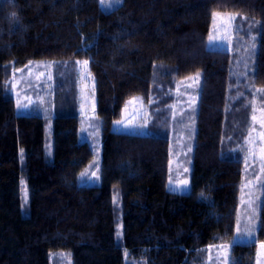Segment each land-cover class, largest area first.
I'll list each match as a JSON object with an SVG mask.
<instances>
[{
	"label": "trees",
	"instance_id": "trees-1",
	"mask_svg": "<svg viewBox=\"0 0 264 264\" xmlns=\"http://www.w3.org/2000/svg\"><path fill=\"white\" fill-rule=\"evenodd\" d=\"M216 13L237 14L234 28L257 34L247 76L233 53L208 48ZM36 59L88 61L102 128L98 185L78 182L93 150L79 138L77 103L56 108L52 157L44 149V118L17 114L7 80ZM198 72L191 189L172 192L167 124L157 127L155 118L163 116L176 83ZM261 88L264 0H122L109 10L100 0H0V264H51L57 251L69 254L71 264H126L124 253L145 264H201L207 248L233 237L241 144ZM134 96L154 118L148 133L114 131ZM260 242L264 186L256 241L235 243L230 264H256Z\"/></svg>",
	"mask_w": 264,
	"mask_h": 264
},
{
	"label": "rangeland",
	"instance_id": "rangeland-1",
	"mask_svg": "<svg viewBox=\"0 0 264 264\" xmlns=\"http://www.w3.org/2000/svg\"><path fill=\"white\" fill-rule=\"evenodd\" d=\"M100 6L109 10L117 5L113 4V0H100ZM237 18L235 13L214 14L208 48H223L233 53L236 67H242L243 73L247 76L252 70L258 50L257 34L252 31L241 34L240 28H234ZM84 61L87 60L75 62L52 59L32 60L24 67L10 72L7 87L15 98L19 116L37 114L44 118V149L49 157H52L51 134L56 108L64 105L65 102L77 103L80 114L79 138L81 141H87L93 150V160L79 173L78 182L98 185L102 161V128L95 110L94 77L89 64H85ZM54 64L55 67L52 66ZM201 81L202 73L198 72L176 83L175 90L170 95V101L161 107L164 113L161 119L163 118L166 122L159 117L155 118L157 127L163 123L167 124L170 140L167 188L172 192L188 193L191 189L196 113ZM256 93L248 118L247 134L241 144L243 177L234 234L230 241L207 248L201 264H230L231 250L235 243L256 241L264 182V91L257 90ZM18 102L21 107H18ZM24 105L27 107H23ZM253 116L256 117L255 120L252 119ZM152 120L154 118L149 113L148 105L140 96H134L126 101L120 118L113 123V130L147 134ZM142 128L146 131H138ZM183 181H187L186 188L180 187ZM21 196L22 209L26 211L28 192L24 180L21 182ZM113 200L118 208L121 207L117 194L113 196ZM122 233L120 220L117 224V240H122ZM234 237L238 238L236 242L233 240ZM262 244L264 242L257 244L256 264H264ZM124 254L126 264H145L142 260L128 259L127 254ZM50 259L51 264H71L69 254L63 251L50 253Z\"/></svg>",
	"mask_w": 264,
	"mask_h": 264
},
{
	"label": "snow or ice",
	"instance_id": "snow-or-ice-1",
	"mask_svg": "<svg viewBox=\"0 0 264 264\" xmlns=\"http://www.w3.org/2000/svg\"><path fill=\"white\" fill-rule=\"evenodd\" d=\"M121 2H122V0H113V4H116V5L121 4ZM13 16H15V13H13ZM84 63L87 64L88 61H84ZM52 66L55 67L56 65L54 64V65H52ZM42 75H43V74H42ZM253 75H254V73H253ZM49 79H51V77H49ZM259 91H264V89H261V90H259ZM18 107H21V105L19 104V102H18ZM23 107H27V105H24ZM252 119L255 120L256 117L253 116ZM138 131L143 132V131H146V129H143V128H142V129H138ZM93 175H95V173H93ZM180 187H181V188H186V187H187V181H183V182L181 183ZM174 190H178V189H174ZM237 239H238L237 237H234V238H233L234 242H236ZM249 239H251L250 235H249ZM261 247L264 248V244H262Z\"/></svg>",
	"mask_w": 264,
	"mask_h": 264
},
{
	"label": "crops",
	"instance_id": "crops-1",
	"mask_svg": "<svg viewBox=\"0 0 264 264\" xmlns=\"http://www.w3.org/2000/svg\"><path fill=\"white\" fill-rule=\"evenodd\" d=\"M263 186H264V182H263ZM262 193H263V188H262ZM261 202H262V199H261ZM261 202H260V203H261ZM262 243H263V242H262ZM257 247H258V246H257ZM256 253H257V251H256Z\"/></svg>",
	"mask_w": 264,
	"mask_h": 264
}]
</instances>
